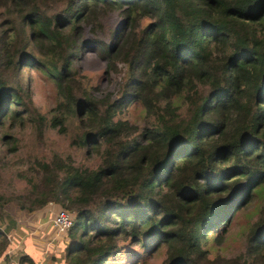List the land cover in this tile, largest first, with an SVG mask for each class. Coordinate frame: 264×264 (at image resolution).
Wrapping results in <instances>:
<instances>
[{
    "label": "trees",
    "instance_id": "obj_1",
    "mask_svg": "<svg viewBox=\"0 0 264 264\" xmlns=\"http://www.w3.org/2000/svg\"><path fill=\"white\" fill-rule=\"evenodd\" d=\"M87 50L120 75L114 90L80 76ZM28 67L53 81L49 116ZM132 103L142 125L121 117ZM27 121L38 152L23 190L3 183L0 162V261L18 226L4 227L9 206L18 222L53 205L74 221L59 232L61 211L48 214L52 244L54 232L68 238L67 264L153 243L166 246L163 264H264V0H0V139L15 142ZM49 127L93 163L44 154ZM238 217L241 250L214 256Z\"/></svg>",
    "mask_w": 264,
    "mask_h": 264
},
{
    "label": "rangeland",
    "instance_id": "obj_2",
    "mask_svg": "<svg viewBox=\"0 0 264 264\" xmlns=\"http://www.w3.org/2000/svg\"><path fill=\"white\" fill-rule=\"evenodd\" d=\"M115 21L116 16L111 15ZM112 21V22H113ZM77 69L80 71V76H85L89 81V87H96L97 93L108 92L114 90L117 77L119 74H114L112 77L108 72L106 73L107 63L100 59L97 53L91 51H83L81 53V58L76 63ZM25 76L30 84L32 97L35 106L46 115H50L51 110L56 106L58 101L57 92L55 90L53 81L43 72L35 67H28L25 69ZM123 119H128L131 122H135L137 124H143L144 110L141 104L132 103L129 105L127 110L121 114ZM7 134H11V131H7ZM15 135L17 140L15 142H10L13 147L17 146V151L12 153L9 151V140H1L0 139V155H2L1 161L4 163V169L1 170L3 175V183L6 186H13L17 190H23L25 187V179L21 176V174L27 175V169L30 165V160L33 159V156L38 152L36 148L37 144V136H36V128L30 123L26 122L22 127L18 126ZM44 142L45 145L41 147L42 152L47 156H52L54 153H58L63 156H72L77 164L80 165H88L93 163L94 157L89 156L84 150L80 149L78 146H74L71 142L62 134H60L57 129L49 127L46 129ZM12 208L14 210H18V207L15 208L14 205L9 206L8 214L6 216V224L5 228H13L17 225L20 226V223L16 222L12 212ZM50 210L52 211H49ZM46 208L45 212L42 211L40 213L29 214L26 216V223L30 225V227H34L33 224L35 221H32L33 217L42 216L47 213L50 216L56 214L62 210L60 207L49 206ZM57 210L55 211L54 210ZM19 212V210H18ZM49 216V217H50ZM46 218V217H45ZM14 219V221L12 220ZM23 220V219H21ZM47 221V219H44ZM49 226L50 231V222L47 224ZM18 227V226H17ZM19 230V229H18ZM18 232V231H17ZM51 232V231H50ZM243 232L242 228V219L236 218L233 221L232 226L229 229V233L225 235V240L223 241L221 246L214 245V256L220 254L222 257L228 258L234 254H237L241 250V243L235 241L240 237V234ZM53 233V232H52ZM13 234V233H12ZM56 240L61 241L52 244L54 237L50 234V238H39L41 243L38 244L36 249H32L30 251H25L24 249L19 248L20 250H14L12 257L10 260L18 261L19 258L23 254H29L32 258L40 262L42 264L46 259L48 262L56 261L54 255L58 254L59 251V264H67L65 261L66 254V245L68 244V238L65 235L57 234ZM18 241L17 244H19ZM46 246H45V245ZM157 246L156 243L152 244V248L150 251L148 250H139L134 254H127L125 251L121 255H117L116 258H111L107 264H163L165 256H166V246L161 245L158 250H153ZM48 252V256L46 258L41 257L40 253L45 254ZM11 252V251H10ZM54 258L53 260H51Z\"/></svg>",
    "mask_w": 264,
    "mask_h": 264
},
{
    "label": "crops",
    "instance_id": "obj_3",
    "mask_svg": "<svg viewBox=\"0 0 264 264\" xmlns=\"http://www.w3.org/2000/svg\"><path fill=\"white\" fill-rule=\"evenodd\" d=\"M46 217V218H45ZM47 221H44V219H47ZM23 219V220H21ZM18 223H20V226L18 225L17 229L13 230L11 233V237H12V241H13V245H12V250L14 252V250H20L24 249L25 251H30L32 249H36V247L38 246L39 243H41V241H39V238H50V231H49V226H47V224L49 223V221H51L49 215L46 213L45 216H36L33 217L32 221H35L33 224L34 227H30V225L28 223H26V217H18L17 218ZM19 229V230H18ZM18 231V232H17ZM51 240V238H50ZM18 241H20L19 244ZM53 242V241H52ZM45 245V244H44ZM46 246V245H45ZM10 252V256L12 257V253ZM47 252V251H46ZM58 254L54 255V258H56V261H52L51 263L48 262L46 259L44 260V262L42 264H59V251ZM48 252L46 253V255L44 256V253H40L41 257L46 258ZM29 255V254H28ZM30 256V255H29ZM54 258H52L51 260H53ZM35 260V259H34ZM37 262V260H35ZM0 264H19L18 261H14V260H10V259H3L0 261ZM40 264V262H39Z\"/></svg>",
    "mask_w": 264,
    "mask_h": 264
},
{
    "label": "built area",
    "instance_id": "obj_4",
    "mask_svg": "<svg viewBox=\"0 0 264 264\" xmlns=\"http://www.w3.org/2000/svg\"><path fill=\"white\" fill-rule=\"evenodd\" d=\"M74 225L73 218L65 211L59 212L54 220V226L59 232H67Z\"/></svg>",
    "mask_w": 264,
    "mask_h": 264
}]
</instances>
